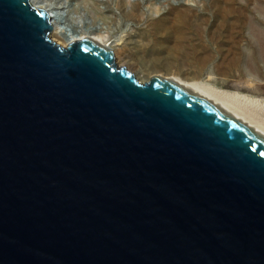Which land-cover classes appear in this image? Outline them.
Segmentation results:
<instances>
[{
	"label": "water",
	"instance_id": "1",
	"mask_svg": "<svg viewBox=\"0 0 264 264\" xmlns=\"http://www.w3.org/2000/svg\"><path fill=\"white\" fill-rule=\"evenodd\" d=\"M51 30L0 0V264H264V134Z\"/></svg>",
	"mask_w": 264,
	"mask_h": 264
},
{
	"label": "rangeland",
	"instance_id": "2",
	"mask_svg": "<svg viewBox=\"0 0 264 264\" xmlns=\"http://www.w3.org/2000/svg\"><path fill=\"white\" fill-rule=\"evenodd\" d=\"M35 1L48 5L69 35L99 30L110 42L125 41L146 73L241 95L243 108L264 125V0Z\"/></svg>",
	"mask_w": 264,
	"mask_h": 264
},
{
	"label": "bare ground",
	"instance_id": "3",
	"mask_svg": "<svg viewBox=\"0 0 264 264\" xmlns=\"http://www.w3.org/2000/svg\"><path fill=\"white\" fill-rule=\"evenodd\" d=\"M30 4L37 9L43 10L47 16L50 24L52 26V30L48 33V37L51 41L55 42L56 44L67 47L69 44L73 42H77L80 40H84L86 38H91L105 48H107L114 56V62L118 68H125L126 70L133 73L136 79L140 83L149 82L155 76H161L159 74H149L148 72H144L143 69L136 67L134 62L132 61L133 58L130 57V53H127V43L125 41H111L108 39V35H103L99 30H92V31H82V32H73L72 34H68L66 30L61 26L57 21L52 13V9L47 5H43L35 0H28ZM105 34V33H104ZM115 42V44H113ZM130 45V44H129ZM138 66V65H137ZM147 71V70H146ZM163 78H172L183 85L205 95L206 97L210 98L211 100L217 102L218 104L222 105L226 109L233 112L235 115L243 119L245 122L253 126L259 132L264 134V125L260 124V120H256L254 117L251 116L249 111H246L245 108L240 103V96L233 91L224 90L219 87H215L210 85L209 83L197 80H188L182 79L178 76L168 75V76H161ZM248 100V99H246ZM244 101V99L242 100ZM246 103V101H244ZM247 104V103H246ZM245 104V105H246ZM244 105V106H245ZM248 107V105H247ZM254 113V111H253ZM261 119V118H259ZM262 120V119H261ZM263 122V121H261ZM264 124V123H262Z\"/></svg>",
	"mask_w": 264,
	"mask_h": 264
}]
</instances>
